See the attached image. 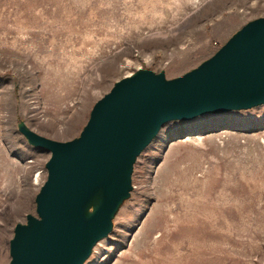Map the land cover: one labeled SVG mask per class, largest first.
Instances as JSON below:
<instances>
[{
  "label": "rangeland",
  "instance_id": "1",
  "mask_svg": "<svg viewBox=\"0 0 264 264\" xmlns=\"http://www.w3.org/2000/svg\"><path fill=\"white\" fill-rule=\"evenodd\" d=\"M261 17L264 0H0V264L51 157L21 122L73 140L116 82L179 77ZM132 185L85 264H264V105L166 124Z\"/></svg>",
  "mask_w": 264,
  "mask_h": 264
},
{
  "label": "water",
  "instance_id": "2",
  "mask_svg": "<svg viewBox=\"0 0 264 264\" xmlns=\"http://www.w3.org/2000/svg\"><path fill=\"white\" fill-rule=\"evenodd\" d=\"M262 105L264 17L179 77L140 69L116 82L73 140L46 138L21 122L28 143L51 157L37 214L15 226L10 264H85L131 196L137 159L166 124Z\"/></svg>",
  "mask_w": 264,
  "mask_h": 264
}]
</instances>
